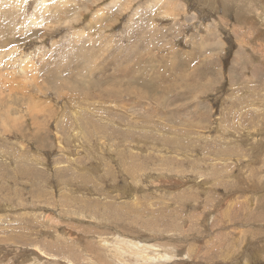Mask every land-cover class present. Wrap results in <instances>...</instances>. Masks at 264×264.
Returning a JSON list of instances; mask_svg holds the SVG:
<instances>
[{"label": "rangeland", "instance_id": "obj_1", "mask_svg": "<svg viewBox=\"0 0 264 264\" xmlns=\"http://www.w3.org/2000/svg\"><path fill=\"white\" fill-rule=\"evenodd\" d=\"M0 264H264V0H0Z\"/></svg>", "mask_w": 264, "mask_h": 264}, {"label": "bare ground", "instance_id": "obj_2", "mask_svg": "<svg viewBox=\"0 0 264 264\" xmlns=\"http://www.w3.org/2000/svg\"><path fill=\"white\" fill-rule=\"evenodd\" d=\"M34 20H36V17H34ZM112 91V90H111Z\"/></svg>", "mask_w": 264, "mask_h": 264}]
</instances>
